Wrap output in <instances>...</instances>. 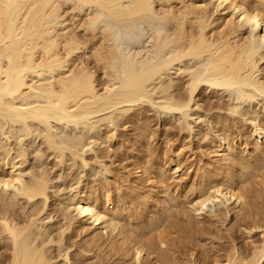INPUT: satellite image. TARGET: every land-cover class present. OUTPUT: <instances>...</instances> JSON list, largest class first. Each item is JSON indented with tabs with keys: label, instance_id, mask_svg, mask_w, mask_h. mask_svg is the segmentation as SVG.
I'll use <instances>...</instances> for the list:
<instances>
[{
	"label": "rangeland",
	"instance_id": "374dc122",
	"mask_svg": "<svg viewBox=\"0 0 264 264\" xmlns=\"http://www.w3.org/2000/svg\"><path fill=\"white\" fill-rule=\"evenodd\" d=\"M218 1L220 2V0ZM218 1L195 0L197 4L203 3V7L207 6L206 9L208 8V13L209 15L211 14V26L209 25L210 27H208L210 32L218 27L219 30L227 31L240 18L239 9H236L230 2L222 3L223 5L220 7L221 4ZM257 1L246 0V6L259 5L260 7L261 5L260 8L263 7L264 9V0ZM86 6L82 8V12L84 13L81 12V14L83 15L94 8V5L91 4ZM105 6L101 7L103 14L108 13L105 14L106 17H101L113 19L114 17L111 14L112 9H106L108 6ZM85 8L86 10L83 11ZM97 8L102 11L101 8ZM100 11L97 12L100 13ZM225 22L228 23V26H226ZM63 23L65 25V22H62V27L64 26ZM250 23L248 24L247 22L245 23L247 25L244 24V27H241L245 36L248 35L250 27H252L253 22ZM72 27L75 28V31L80 36L82 33L81 29L76 28L74 24H69L67 30H72ZM139 34L143 35L141 43L134 44L135 46L132 45V47H119L117 48V52H120L118 54L122 55L121 57L126 56L129 59L131 58L138 67L139 74L146 72L145 66L147 64V66H154L153 64L156 65L157 61L165 62L164 68L157 70L147 80L148 85L145 83L144 88L147 94H144V97H134L133 101L117 103L112 108L108 107L101 111H93L87 116L84 115L85 117L79 115V118L76 117V121L72 120L71 123L65 120L62 122L58 121V123L52 121L50 122L52 126L49 123L47 126V124L37 123L36 121H29V127L23 126L21 123H13L0 115V179L1 176L7 175V169L12 164L15 165L14 170L20 171V174H22V180L25 184L32 186L36 183V180L38 182L39 179H41L40 181H44V177V182L47 183V186L45 184V187H47L45 195H42V197L36 196L33 199H29L18 191L20 189L19 183L13 184V187L11 185L8 187L0 186V216L2 213H6V216L9 214L8 217L14 219L19 226L26 227L30 223L26 227L29 229H25L26 231L24 230L23 233L27 237L26 241H28L29 235L33 236L31 237L32 242H27V244L32 243V247L34 245L35 247L43 248L49 264H133V262L134 264H145V262L146 264H152L156 260L159 262H156V264H160V260L163 258L161 256V249L164 252L167 251L166 255L169 253V257H167L168 261L166 262V258H163V264H224L226 262V255L231 253L232 249L237 250L240 254L250 252V250H253L255 243L258 244L257 241L259 242L263 238L261 233L264 230L263 226L260 227L262 229H253L250 239L247 237L248 233L243 224V218L246 219L248 217L244 216V213L239 214L236 209L237 206H234L231 201L227 202L223 197L217 199V201H213L214 203L211 201L205 202V208L203 207L205 210L203 209L204 213L202 212V217L197 216L193 210L196 207L199 184L204 179L203 175L201 176L202 170L211 168V163L213 164L216 161L214 149H216L221 139H232L234 141V150L232 152L245 157L248 155V152L244 150L241 140L238 139V131H241L244 135L242 138H248L249 142L255 140V137L259 139V142L264 141V131L259 136H256L252 131L256 124L259 126L264 124V93L256 92L255 94L251 90L252 88L248 87L249 90L247 91L253 92L249 93L251 97L239 99L234 95L232 96L230 90L227 91L222 87H213V89L211 88V84L208 85V82H201L198 85L199 90L197 88L195 92V96L199 100L197 104L192 101L189 106L184 107L185 110H181L182 112L179 109L178 111L174 109L175 107L173 106L175 105L166 110L163 105L172 104L175 102L178 94L181 95L188 92V86L185 81L186 78L189 79L190 73L192 76L194 71L197 72L198 66L199 71L202 69V71L204 70L203 73L206 72L205 66L204 68L200 67L202 63H204L202 65H205V62L202 60V63H200V59L198 61L197 58L196 60L194 57L191 58V56L178 58L179 56L176 53L171 55L169 43V46H166L165 43L166 50L161 57L157 58L155 46L157 43L163 41L162 36L157 38L150 25H145V29H142V32ZM81 37L86 38L89 42V47L85 50H78L75 57L76 55L77 58L80 56L79 58H81L83 64L92 67L95 72L96 82L100 83L104 79L103 72L99 66L92 62L93 57L91 53L92 45H94V40L95 42L97 41V37H85L84 35ZM258 53L262 59L258 63L260 71L257 73V76L264 80V44L263 47H260ZM175 54L177 55L176 58H178V61L176 59L177 62L172 61ZM144 57L149 58L148 61L147 59L144 60ZM79 62L80 60L77 63ZM194 67L195 69H193ZM123 75V73L120 74V77ZM121 85V82L117 83L113 87L114 89L112 88V91L122 94L123 87ZM98 87L100 88V86ZM212 91H216V95ZM236 106H239V108L236 109ZM231 107H233V110H231ZM186 122L189 126L186 125ZM47 137H50L51 143L47 142ZM250 145L252 146V144ZM175 158L178 159L179 165L173 166V159L175 160ZM141 164L143 172L138 175L137 170ZM44 172L46 173L45 175ZM104 191H109L119 197L123 196V198L121 197L123 205L115 213L116 215H114L115 218L113 220L108 217L106 221H104L105 219L102 220L104 222L101 226L100 224L94 225L91 219L78 215L79 213L74 207V201L85 193L97 195L103 201ZM141 196L144 198L148 197L149 204L145 208H143L144 205L141 203L143 200ZM229 206H231L230 209H228ZM108 208H111V205ZM168 217L171 220L170 223H168L170 221ZM173 222H176V224ZM185 223H187L186 227L189 225L193 230L191 236L185 241L186 243L182 242L180 238L175 239L176 241L173 240L172 238L177 235L176 227L179 229L181 225L185 226L183 225ZM31 224H35V226ZM165 225L170 226V228L168 226L166 228ZM124 227L130 230L131 235L134 232L133 234L136 235V239L138 235L144 241L146 239L150 240L159 234L157 238L155 237V240L158 241L159 236L165 234L158 231L164 230L166 232L165 239L167 240L168 238L167 247L159 245V249L161 250L159 251L158 245L157 247L156 245L154 246L162 258L158 259V254H155V252L152 258L150 256L152 253L148 254L147 257L145 256L142 260L143 263L135 262L131 253L133 243L130 245V248L127 247V245L129 246V242L125 243L126 246L120 248V242H122V236L124 235ZM0 229L3 231L1 219ZM29 230L30 234L27 235ZM174 230H176L175 233ZM1 231L0 264H10L12 251L14 250L12 245L13 240L8 239V237L6 238V232ZM119 231L121 232L119 233ZM23 234L22 236L24 237ZM134 237L130 236V239L132 238L133 241H136ZM109 240L112 242L111 245ZM169 241L171 243H168ZM96 244L97 246H95ZM98 244L100 245L98 246ZM179 246L181 252H179ZM110 247L112 248L110 249ZM126 247L130 253L124 249ZM150 259L151 262H149ZM262 262H264V259Z\"/></svg>",
	"mask_w": 264,
	"mask_h": 264
},
{
	"label": "bare ground",
	"instance_id": "6f19581e",
	"mask_svg": "<svg viewBox=\"0 0 264 264\" xmlns=\"http://www.w3.org/2000/svg\"><path fill=\"white\" fill-rule=\"evenodd\" d=\"M225 2H230V4L233 5L236 9H239L240 18L238 17L239 19L237 20V22H234V25L232 27H229L230 29L227 31L222 29L219 30L218 27L217 29H213L210 32L208 30V27L211 26V14L209 15L208 8L206 9L207 6L203 7V3L199 5L197 4V2H195V0H0V115L6 117L7 120L12 121L13 123H21L23 124V126L25 125L29 127V121H36L37 123L40 122L43 124H47L48 126V123L50 124V122L52 121L58 123V121L62 122L65 120L67 122L70 121L71 123L72 120H75L79 115L87 116L93 111H101L108 107L112 108V106L116 105L117 103L134 100L133 97H128L121 93L112 91V88L117 83L121 82L119 80L117 64L132 68L135 66V63L131 58L129 59L128 57L124 56L126 52L123 55L124 58H121L118 54L120 52H117V48L119 47L116 46L117 41L115 38V33L113 29L108 25L107 21L101 17L105 16V14L108 13L104 10L106 13L103 14V9L101 7H106L105 5L108 6V8L106 9H112L111 14L114 18L120 19L125 23L124 31L129 35L133 43H135L140 36L139 33L142 32V29H145V25H150L151 28L153 27L162 35V37H160L163 39V41L159 42V45L162 44L165 46L166 43V46H169L170 44L171 48L169 46V51L172 52L171 55H173V53H176L179 56L178 58L182 56H191V58H197L198 61L200 59V63H202V60L203 62H205V65H202L204 63H202L201 65L200 63L198 64L201 68H204L205 66L206 72L203 73L204 70L202 71V69H200L201 71H199L198 66V73L194 71L192 76L190 73L189 79L186 78L185 81L188 86V92L186 91V94H178L177 98L175 97V102H173L172 104L170 103L168 105L167 103H164L167 104L166 106L163 105L166 110L167 108H171L172 105H175L173 106L175 107L174 109H176L177 111L179 109L180 112H182L181 110L184 109V107L186 108L187 106H189L192 101L197 104L199 100H197L195 92L201 82H208V85H212V87L210 86L211 88L222 87L227 91L230 90L232 96L234 95L239 99L251 97L249 93L253 92L247 91L249 90L248 87H251V90L254 91L255 94L256 92L264 93V80L257 76V73L260 71L258 63L262 59V57L259 56L258 51L260 50V47H263L264 44V9L263 7L260 8L261 5L260 7L259 5L247 7L246 5L248 1L246 2V0H220V7L223 5L222 3ZM88 4L94 5L92 11L86 13L85 15L81 14L82 8H84V6ZM97 7L101 8L102 11L98 10ZM85 10L86 8L83 11ZM97 11H100V13ZM62 22H65V25L63 23V27ZM247 22L248 24L250 22H253V24L252 27H250L248 35L245 36L241 27ZM69 24H74L76 28H80L83 33L81 34L85 37L94 36V38H98H96V42L94 40V45H92V48H90L93 57L92 62L99 66V68L103 72L104 79H102L100 83L98 82L99 84L96 82L95 72L93 71L92 67L88 66L87 64H83V62H81V58H79L80 56L77 58L76 55L75 57V54L78 50H85L89 47V42L86 40V38L84 39L83 37H81V34L79 36L74 27H72V30L70 31L67 30L69 28ZM227 24L228 23H226V26H228ZM257 36L259 37V39ZM176 54L174 60H172L173 62L176 61V59L178 61V58H176ZM145 59L147 58L144 57V60ZM79 60L80 62L77 63ZM172 61L171 63H173ZM193 69H195V67ZM145 77V75H131L126 80V86L128 87V89L135 92L136 97L138 98H142L145 96L144 94H147L145 93L144 89L145 83L148 85L146 81L147 78ZM98 86H100V88ZM212 92L215 95L217 93L216 91ZM232 108L233 107H231V110H233ZM238 108L239 106L236 109ZM57 123L55 124L57 125ZM74 124L76 123L74 122ZM186 125H188L187 122ZM50 126L52 125L50 124ZM146 129L148 128L146 127ZM252 131L256 136L262 135L264 131V124H261L260 126L256 124L254 126V130ZM237 136L238 139L241 140V144L244 146V150L248 152V155L245 157L232 152L234 150V141L232 139H219L220 141L216 146V149H214L216 153V161L213 162V164L211 163V168L202 170L203 173L201 174V176L203 175L204 179L199 184L197 191V193L199 192L198 198L196 200V207H193V212L195 211L197 216H201L203 209L205 208V202L217 201V199L223 197V199H226L227 202L231 201L234 206H237L236 209L239 214L244 213V216L246 215L248 217L246 219L243 218V224L247 229V237L250 239L252 237L251 231L253 229L255 230L257 228L259 229L262 226L264 227V141L259 142V139L255 137V140L249 142L248 138H242V136L244 135L241 131L237 132ZM48 141L49 143L52 142V140L50 141V137H47V142ZM250 144H252V146ZM173 164V166L179 165L178 159H173ZM14 166L15 165L11 164V166L7 169V175L3 174L4 176H1L0 186L8 187L11 185V187H13V184L16 185V183H19L20 189L18 188V191H20L22 195H26L29 199H33V197L36 198V196L42 197V195H45V192L47 191V187H45V184L47 186V183L44 182L45 177L44 181H40L41 179H39V182L36 180L35 184L29 186L22 180L23 178L21 176L22 174H20V171L18 170L19 172H17L16 170H14ZM142 167V164L138 167V175L143 172L141 169ZM45 174L46 173L44 172V175ZM103 197L104 199L103 201H101L97 197V195L94 196V194L92 195L91 193L80 195L74 201V207L79 213L77 214L87 217V219H91L94 225L100 224L101 226V224L106 221V218L108 217L109 219L113 220L115 218L114 215H116L115 213L119 209H121L123 205V196H121V198L115 194L110 193L109 191H104ZM141 198H143L141 203L142 205H144V207H142L145 208L146 205L149 204L147 200L148 197L144 198L141 196ZM110 205L111 208H108ZM240 205L242 206L240 207ZM103 206H105L106 208ZM230 208L231 206L228 207V209ZM8 216H6V213H2L0 219L2 220V229L6 232V238L8 237V239L10 238L11 240H13L12 245L14 250L12 251L13 253L12 259H10V264H49V262H47L48 258L46 259L43 248H39L37 246L35 247L34 245L32 247V243L29 244L30 242H32L31 237L33 236L29 235L30 239L28 238V241H26L27 237L23 233L25 229H29L26 227L29 226L30 223L28 224L27 222L28 225H25L26 227L19 226V224L15 222L14 219H10L11 217L9 218ZM170 222L171 220L168 223ZM173 223L176 224V222ZM186 224L187 223L183 224L185 226L181 225L179 229H177V227L175 226L177 235L174 236L173 234V240L180 238L182 242H185L191 236L193 230L191 227H189L190 222L188 227H186ZM33 225L35 226V224ZM167 226L165 225L166 228ZM168 227L170 228V226ZM194 228L197 229L195 226ZM176 230H174V233ZM160 231L161 233L164 232L165 234L159 236L158 241L155 240V237L157 238V235L159 234L155 235L154 238H152L154 240H147L145 238L147 241H144L142 238L140 239L138 235L136 239V235L133 234L134 232L132 231L133 233L131 235L130 230L124 227V232L122 230L124 235L122 236V242H120V248L126 246L125 243L127 242H129V246L127 245V247L130 248V245L133 243L132 249L134 251L132 252L131 249V253L133 254L132 257L135 262H142L145 256L147 257L148 254L151 253L152 254L150 256L152 258L153 253L155 252V254H158V259H161V256H163V258H166L167 262V257H169V253L167 254L168 256L165 254L167 253V251L164 252L163 249H161L162 255H159V251H161L159 249V245H162L164 247L167 245L168 241V238L167 240L165 239L166 232L162 229L158 232L160 233ZM120 232L121 231H119V233ZM261 233L263 235V238L261 241H259L260 243L258 241V244L255 243L253 250H250V252L247 253L240 254L237 250L232 249V252L226 255V262L224 264L264 263L262 262L264 259V230L261 231ZM22 234L24 235V237L22 236ZM28 234H30V230L27 235ZM169 234L167 233V235ZM0 236H2V234H0ZM130 236H135L134 239H136V241H133L132 238L130 239ZM170 241L168 243H171ZM27 242L29 243L27 244ZM111 244L112 242L110 241V245ZM29 245H31V247H29ZM99 245L100 244H98V246ZM155 245L156 247L158 245L157 248L159 249V251L154 248ZM95 246H97V244ZM111 248L112 247H110V249ZM126 248L124 249L130 253L129 249ZM179 252H181V250ZM163 258L160 260V264H163ZM149 262H151V259ZM156 262L158 261L156 260Z\"/></svg>",
	"mask_w": 264,
	"mask_h": 264
},
{
	"label": "water",
	"instance_id": "95a60500",
	"mask_svg": "<svg viewBox=\"0 0 264 264\" xmlns=\"http://www.w3.org/2000/svg\"><path fill=\"white\" fill-rule=\"evenodd\" d=\"M105 20L107 21L108 25L113 29V31L115 33V38H116V41H117L116 45L118 47H123V46H129L130 47V46H132L134 44H137V43L141 42L142 35H140L138 37V39L136 40V42L133 43L132 39L124 31L125 23L122 20H120V19H105ZM151 29L157 35V38L162 36L161 33L158 32L157 30H155L153 27ZM165 50L166 49H165L164 45H162V44L159 45V43H157L156 46H155V55L157 56V58L161 57V55L164 53ZM121 58H124V57H121ZM164 66H165V62H163V61H159L154 66H152V65L151 66H147L146 65L145 67H146L147 71L144 72L143 74H139L138 73V67L136 65L134 67H132V68H129V67H124L121 64H117V70H118L119 79L121 80L122 87H123L122 94L125 95V96H128V97H133V98L136 97L135 92L131 91L126 86V80H127V78L129 76H131V75H145L146 76L145 78H147V80H148V79H150L152 77L154 72H156L157 70L163 69ZM152 72H153V74H152ZM122 73L124 75L120 77V74H122Z\"/></svg>",
	"mask_w": 264,
	"mask_h": 264
}]
</instances>
